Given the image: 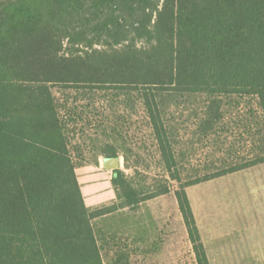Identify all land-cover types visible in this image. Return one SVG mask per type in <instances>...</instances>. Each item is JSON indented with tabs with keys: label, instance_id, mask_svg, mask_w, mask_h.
Returning a JSON list of instances; mask_svg holds the SVG:
<instances>
[{
	"label": "trees",
	"instance_id": "trees-1",
	"mask_svg": "<svg viewBox=\"0 0 264 264\" xmlns=\"http://www.w3.org/2000/svg\"><path fill=\"white\" fill-rule=\"evenodd\" d=\"M137 103L165 173L115 168L90 207L77 169L120 156ZM259 163L264 0H0V264H128L118 216L94 221L160 195L209 264L187 188Z\"/></svg>",
	"mask_w": 264,
	"mask_h": 264
},
{
	"label": "rangeland",
	"instance_id": "rangeland-1",
	"mask_svg": "<svg viewBox=\"0 0 264 264\" xmlns=\"http://www.w3.org/2000/svg\"><path fill=\"white\" fill-rule=\"evenodd\" d=\"M102 96L104 97L106 94ZM139 109L137 103L130 111H125L124 116L119 119L123 138L122 145H120L122 151H120V156L112 158L100 156L99 162L102 160L106 169L113 171V173L115 168L125 170L128 175L133 176L136 184L146 188L153 183V179L163 176L165 172L151 130L141 118ZM89 110L91 113L95 112L92 106L89 107ZM90 132L93 134V131ZM98 135H93L88 142L100 143L99 140L95 139ZM125 154H127L132 168H126ZM93 159L94 153L89 157V161ZM113 159H117L118 162L112 163ZM90 166L77 169L82 192L88 206L95 207V203H98L96 206L112 203L115 199L111 200L113 195L106 175H102L98 181L88 179L91 178L89 176L98 172L97 169ZM96 184L99 188L94 191L93 188ZM171 185L172 190L177 187L176 182H172ZM249 188H264V163L215 178L209 182L197 184L188 190V197L192 211L195 210L193 214L201 237L213 234L212 220L218 218L216 217L217 214L218 216L219 214L223 215V218L229 222L228 218L231 219L232 215L235 214L232 206L238 202H248L244 198L246 196L245 191ZM253 202L264 203V195L253 197ZM199 211L203 216L202 221L196 216ZM178 212L176 201L173 198L162 197L160 199L154 197L144 201L134 209L124 208L94 222L102 225V227L104 225L107 227L105 218L118 216L116 218L121 226L118 227L117 223L114 226L121 230V235L126 237L129 243H132L131 249L134 247L133 243L136 237L145 236L144 248L146 247V249L150 244V237H158L155 240L157 245L152 248H156L161 254V258L158 260L159 264H169V262L172 264H197L196 254L188 242L189 238L181 230ZM109 221L114 223V220ZM202 222L207 224L208 228L203 226L201 228L199 223L202 224ZM105 263L109 264V261L106 259Z\"/></svg>",
	"mask_w": 264,
	"mask_h": 264
},
{
	"label": "crops",
	"instance_id": "crops-1",
	"mask_svg": "<svg viewBox=\"0 0 264 264\" xmlns=\"http://www.w3.org/2000/svg\"><path fill=\"white\" fill-rule=\"evenodd\" d=\"M90 167L97 169L98 172L89 176L91 178L88 179H91L92 181H98V179L105 174L113 195L111 200L115 199V193L112 190L111 185L113 171L106 169L102 160H100L99 165H91ZM192 186H189L187 188V194L188 190ZM98 188L99 186L98 184H96L93 189L94 191H96ZM261 194L264 195V188L247 189L245 191V195L247 197L245 196L244 199L246 201L248 200V202H238L232 206L233 213L235 214L232 215L231 219L228 218L229 222L228 220H226V218H223V215L221 214H219V216L217 214L216 217L218 218L212 220L213 234L211 236L203 235L201 237L206 255L209 260V264H264V203L253 202V197L256 198L257 196H261ZM162 197H169L170 199L173 198V200H175L174 196L172 195L159 196L160 199ZM175 201L179 211L178 219L181 223V230L183 234L187 238H189L188 231L183 221L182 214L179 210L177 200ZM97 204L95 203V206ZM193 211L195 210L193 209ZM196 216L197 219L202 221L201 218L203 216L200 211L196 213ZM220 216H222V218H220ZM199 225L201 228L202 226L208 228L207 224L203 222L202 224L199 223ZM157 238L152 236L150 237V244L147 249L146 247L144 248V243L146 242L145 236L134 238L133 246L136 250L134 253H131L130 261L128 264H159L158 260L161 258V254L158 253L159 251H157L156 248H152L155 247V245L153 244L157 242L155 241ZM188 242H190V246L193 247L190 239L188 240ZM169 264L172 263L169 262Z\"/></svg>",
	"mask_w": 264,
	"mask_h": 264
},
{
	"label": "water",
	"instance_id": "water-1",
	"mask_svg": "<svg viewBox=\"0 0 264 264\" xmlns=\"http://www.w3.org/2000/svg\"><path fill=\"white\" fill-rule=\"evenodd\" d=\"M118 162L117 159H113L112 163L116 164Z\"/></svg>",
	"mask_w": 264,
	"mask_h": 264
}]
</instances>
